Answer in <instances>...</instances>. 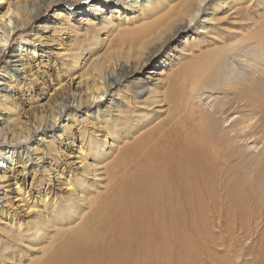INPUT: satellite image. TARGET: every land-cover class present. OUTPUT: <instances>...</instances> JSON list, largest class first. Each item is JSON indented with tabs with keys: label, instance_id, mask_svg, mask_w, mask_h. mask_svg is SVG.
Segmentation results:
<instances>
[{
	"label": "rangeland",
	"instance_id": "obj_1",
	"mask_svg": "<svg viewBox=\"0 0 264 264\" xmlns=\"http://www.w3.org/2000/svg\"><path fill=\"white\" fill-rule=\"evenodd\" d=\"M100 1L85 0L78 5L77 9L86 8ZM183 1L178 0L169 3L167 0H160V5H163V7L155 12L152 11V7L149 9L145 7L135 9L134 14L129 16V18H132L126 23H120L116 21V18H111L104 26L98 25V31L100 32L98 39L95 38V31L86 33L88 36L66 32L67 26L63 25L64 16L63 14L60 17L56 16V9L54 8L42 11L28 27L18 31L1 59L0 66L7 61H11L9 59L13 54L12 50L15 45L20 41V38L31 36V33L32 35L36 34L35 37L39 38L37 44L42 45L46 52L43 60L38 62L31 59L26 60V74L21 73L22 80H20L23 85L15 86V90L12 91L16 95L14 100L17 102V109L10 112V119H17L16 116L19 114V122L22 123L17 124V127H29L26 122L39 125L43 120L46 122L56 111H59V106L63 105L67 99V102H69L67 105L69 108H73L77 114L71 121L65 122L67 116L64 117L62 119L64 124L57 126L58 132L53 136L54 140L46 139L48 143H53V146L50 147L53 150L52 153H48L45 158L42 157L41 153L49 152L46 148H42L37 153L40 158L45 160L42 171L48 170V163L51 160H53V164H60L59 167H52L50 172H46V175H50V178H46L39 185L38 181L41 178L38 174V178L35 179L32 185L33 173L29 174V170L21 174L19 171L22 168H17L13 173L8 174L11 180L7 193L10 199L17 197L15 198L17 201L12 199L13 203H9L5 207L7 211L4 213L6 214H0V264H29L31 259L39 258L41 260L43 254L50 253L49 247L44 248L53 245L54 242L51 237L56 236L55 229L42 234L43 236L38 242L31 235H26L27 230H30V228L33 229L31 232L33 235L36 230H41L35 228V226L39 228V225H41L42 216L40 212L43 211L44 215H51L53 219L58 221L65 220V218L74 221L72 214H69L70 209L67 208L68 199L65 197V191L58 188L57 180L63 183L64 178L67 176L71 179L84 176L83 181L77 187L78 190L92 182V174L90 175L88 170H84V175H79L81 172L78 170L80 165L74 162L79 155L78 149L82 146L81 138L84 140L82 148L85 151H88L90 143L92 145L90 138L95 139L94 145L97 150L94 153L90 150L89 153H86L88 155L87 162L92 163L94 168L100 169V172H102L105 168H101L102 166L110 163L112 164L110 167H114L119 159L122 161L126 157L118 155L117 150L118 147H122L124 141L131 143L142 132H144L142 135L146 137V132H152L153 129L159 130L170 119V124L167 125L168 129L172 126H174L172 128H180L181 125L183 129L186 128L185 130H189V132L193 128L191 125L199 126L202 123L199 126L200 128L194 126L195 131L198 130L199 132L200 136L197 134L199 138H201L203 132L204 135L206 133L207 136L209 135L206 130L209 127L211 128L209 130L213 133V124L218 120H221L223 130L230 129L231 124L233 125L235 122L238 123L236 128L232 129L230 139L242 129V125L244 129L250 127L246 131L251 139L245 142L244 139L247 137L242 134V140L237 139L238 141L233 143L229 151L230 159L227 166L222 168V172H219L221 169L219 167L218 171L215 170L223 157L222 153L220 154L222 144L219 139L213 137L211 139L219 142L215 144L214 141L210 140L204 144L205 149H207L212 141L210 143L212 145H209V147L213 146L217 149L215 158L220 157V159L217 158L216 160L213 158L214 156L212 157L213 160L211 159L212 164H214H211V166L217 165L214 168L211 167L212 172L207 179L208 182H210L209 178L212 179V187L215 188L213 187L211 192L205 194L203 198V202L206 204L202 209L210 208L207 209L208 211L200 209L203 212V218L200 217V211H198L199 215L197 217L198 232H206V234L203 233L202 238H198L194 245H196L195 248L200 251V254H204L203 257H200L197 252V255L203 260L201 261L198 258V264H264V92L256 94L252 92V88L242 87L243 85H241L245 82L244 80L251 79L254 81V85L264 89V0H209L204 8V18L206 20L210 19L209 25L206 26L207 29L204 31L198 25L193 27V33L185 37L181 36L173 44V48L178 47L176 57L170 62L171 64L168 63L169 66L158 68L155 78H147V73L151 69L150 66H147L143 73H136L131 79L117 87H113L111 95L114 96V101L109 103V98L102 101L104 108H102L103 112L100 113V116L95 113V106L90 101L88 103L85 97L82 99L81 107H78V97L81 94L84 95L86 86L90 85L94 77L98 75L99 65L110 55L108 42L111 41V36L117 35L124 28H135L151 23L154 25L160 24L168 19L172 11L175 10L171 8L172 5L181 7ZM157 18L159 19L155 21ZM69 25L79 33L85 32L87 29L83 28L82 23L77 21L75 23L73 19H71ZM90 35L92 37H89ZM71 36H74V42H71V39H73L69 38ZM115 39L116 36L112 38L111 43ZM75 41L81 44L82 53L77 52L76 47L72 49L71 46L75 45ZM115 46L116 50L119 51L116 58L127 59L132 66L135 65L137 58L144 57V55H139L136 45L129 50V53L125 52L128 49L127 46H121L117 43ZM135 51L138 54L136 56ZM110 52L111 55L114 54L112 51ZM202 54H205V56H202ZM72 55H81V58L75 59L76 65L69 66ZM135 57H137L136 60ZM15 60L16 58H14ZM18 68L21 69L20 63H18ZM24 75L28 77L27 81L23 80ZM135 81H138L140 85H145L146 92L139 90L136 84L132 85ZM202 83L206 84V94L213 98L218 97L220 109L227 114L230 113L228 115L231 117L228 122L223 123L222 120L225 116L214 114L213 107L200 106L199 102L195 100H192L190 105L186 103L189 99L190 88L197 86L202 88ZM235 84L237 85L235 86ZM213 87L214 89H211ZM128 88H130V92H127ZM184 91L187 92H185V95H183ZM171 92H173V95L176 94L177 97L174 96L173 98ZM167 93L169 95L171 93V96L168 97ZM72 96L76 97V103L71 100ZM166 98V102H170L171 105L174 102L172 99H176L175 103L178 100L179 107L177 110L172 109L170 111L167 105L157 103L161 100L165 101ZM168 102L167 104L170 105ZM193 105L196 107L195 110ZM210 115H213L214 119L216 117V120L210 119ZM193 117L196 120H192ZM241 118L249 120V123L246 125L241 123ZM200 120L201 122H199ZM172 122L175 123L171 124ZM252 122H254L253 125ZM176 123H179V126H175ZM185 125H188L189 128ZM116 129H118L117 132ZM214 129L216 128L214 127ZM46 131L50 132L51 128H47ZM216 131L217 135L223 134L222 131L220 133L217 129ZM196 132L193 134L196 135ZM96 133L100 136L103 133H108L110 138L104 143L100 140L101 137H98L97 140L94 138ZM158 136L156 134V137L160 139V136ZM124 137L127 139L123 141ZM152 140L155 142V139ZM196 142L199 143L200 141ZM256 143L262 149L259 152L251 149ZM46 157L48 160H46ZM55 158L56 160H54ZM215 160L220 161L214 163ZM38 162L41 165L42 160H38ZM63 169H65L63 175L61 174L59 178L58 174L62 173ZM223 169L227 170V173ZM42 173L45 174V172ZM103 175L106 174L104 173L101 176ZM216 178H219L218 181ZM15 181L19 182L21 190L25 189V193L30 191L28 195H25L28 196V202L22 203L21 197L14 193L15 186L13 184ZM51 189L55 192V196L58 193L61 202L58 206L53 207L52 202L48 201L47 209H44L37 202L44 199L41 198L44 195L43 191L48 192ZM91 192H96V190ZM70 199L72 202H76L73 197ZM28 206H33V209L31 211L26 210ZM13 220L23 224L21 231L18 227L11 226ZM93 223L94 220L89 218L86 227H90ZM201 225H203L202 228ZM56 227L66 229L71 226L58 223ZM19 235H22V238H19ZM27 237L31 238L28 239ZM20 256H23L21 260ZM9 258L15 261L13 262Z\"/></svg>",
	"mask_w": 264,
	"mask_h": 264
},
{
	"label": "bare ground",
	"instance_id": "obj_2",
	"mask_svg": "<svg viewBox=\"0 0 264 264\" xmlns=\"http://www.w3.org/2000/svg\"><path fill=\"white\" fill-rule=\"evenodd\" d=\"M83 1L85 0H0V61L5 55L6 50L10 47L18 31L28 27L42 11L48 10L49 8L56 9L55 15L58 17L63 14V18L65 19L63 20V25L67 26L65 29L66 32L85 36L86 33L95 31L96 33L94 35H96V37H94L98 39L100 34L98 25L100 24L101 27L104 26L111 18H116L117 22L126 23L132 18H129V16L134 14L135 9H140L142 7L149 9L152 7V11L155 12L163 7V5H160V0H101L97 4L77 9L78 5ZM174 1L176 2L178 0H167L169 3H173ZM208 2L209 0H184L181 7L172 5L171 8L175 10L172 11L168 19L160 24L154 25L151 23L140 27L134 26L135 28H124L117 35L114 34L111 36V41L115 36L116 39L113 43H111L110 40V42H108L110 55L99 65L100 68H98L99 71H97L98 75L94 77L90 85L86 86L84 95L82 96L81 94L78 97V107H81L82 99L85 97L88 103L90 101L92 105L95 106V113L100 116V113L103 112L102 108H104L102 101L108 98L109 103L114 101V96L111 95V89L113 87H117L121 83L131 79L136 73H143L147 66L151 67L150 71L147 73V78H155L158 73L156 70H158V68L160 69L162 66H169L171 64L170 62L176 57L178 47L173 48V44L178 41L181 36L185 37L193 33V27L198 25H200V28L204 31L207 29L206 26L209 25L208 22H210V19L206 20L204 18V8ZM201 18L203 19L199 22ZM71 19H73L75 23L76 21L82 23V25H84L83 28H87L85 32L79 33L77 30L74 31L75 29L69 25ZM35 36V33L33 35L31 33V36L20 38V41L12 50L13 54L9 59L11 61H7L4 65L0 66V214H6L4 213L7 211L5 210L6 205L13 203L12 199L17 198L14 197L10 199L7 193V188L11 180L8 174L13 173L17 168H22V170L19 171L21 174L29 170V174L33 173L32 185L35 179L38 178V174L41 178L38 181L40 185L46 178H50V175L47 176L46 172H50L52 167L60 166V164H53V160H51L48 163V170L42 171L45 160L40 158L37 153H39L42 148L49 150V152L41 153L43 158H45L48 153H52L53 150L50 147L53 146V143H48L46 139L50 138L54 140L53 136L58 132L57 126L64 124V121H62L64 117L67 116L65 122L71 121L77 114L73 108H69L67 99L63 105L59 106V111H56L46 122L43 120L44 123L42 122L39 125H32L26 122L29 127H17V124L22 123L19 122V114L16 116L17 119H10V112L17 109V102L14 100V96L16 97V95H14L12 91L15 90V86L23 85L20 80H22L21 73L24 72V74H26V60L31 59L38 62L39 60H43L44 53L46 52V49L42 45L37 44L39 38ZM89 37L92 36L90 35ZM69 38H73L71 42H74V36ZM116 43L121 46H127L128 49L125 51L127 53L136 45L139 55H144V57H135V60L136 58L137 60L135 65L133 64L134 66H132L127 59H120V57L116 58L119 52L117 51L118 49L116 50ZM150 46L152 47L150 48ZM71 47L72 49L76 47L77 52L80 51V53H82L83 51L81 49V44L76 41L75 45ZM110 51L114 54L111 55ZM136 55L138 54L136 53L135 56ZM202 56H205V54H202ZM78 57L81 58V55H72L71 65L69 64V66L76 65L77 62L75 59H78ZM14 58H16L15 61ZM18 63H20L21 69L18 68ZM130 68L132 69L131 72ZM22 78L25 81L28 80L26 75ZM244 81L245 82L241 84L243 85L242 87L252 88V92L256 94L264 92V89L254 85L255 83L251 79ZM134 84L138 86L137 88L139 90L146 92L147 89L145 85L138 84V81L132 83V85ZM205 85L206 84L202 83V88H200V86L190 88V93L188 92L189 99L187 98L188 100L186 103L190 105L192 100H195L199 102L200 106L213 107L214 114H223L225 118H222V122H228L231 117L228 115L230 113L228 112L227 114L220 109L218 97L213 98L206 94L207 90H205ZM236 85L237 84H235V86ZM211 89H214V87ZM127 92H130V88H128ZM185 92L186 91H184L183 95H185ZM171 93L173 95V92ZM171 93L170 95L167 93L168 97L171 96ZM174 96L177 97L176 94L173 95V98ZM71 100H74L76 103L75 96H72ZM166 100L167 98L165 101L161 100L157 103L164 104V106L167 105L170 111H172V109L177 110L179 107L178 100L176 101L177 104L175 103L176 99H172V101L174 100L172 105L167 101L170 103V105H168ZM195 108L194 106V110ZM194 117L192 120L196 118ZM209 118L216 120V117L214 119L213 115H210ZM241 119V123L245 125L249 123V120L245 118ZM170 120H167L164 125L162 123V127L159 125L161 127L159 130L153 129L152 132L150 130V132H146V135L144 134L146 137L142 135L144 133L142 132L138 137H135L131 143L128 141L125 142L124 140L127 138L124 137L122 147H118L117 150L119 152L118 155L126 157H124L122 161L119 159L114 167H110L112 166L110 163L106 166H102L101 168L105 167L102 172H100V169L94 168L92 163L89 164L87 162L88 155L86 153H89V150L92 153L97 150V147L94 145L95 139H93V137L90 138L92 145L91 143L90 145L88 144L89 149L85 151V149L82 148L84 140L81 138L82 146L78 149L79 155L74 162L80 165L78 168V170L81 171L79 175L83 176L84 170H88L89 174H92V182L88 186L78 190L77 187L80 182L83 181L84 176H77L74 179H71V177L68 178L67 176L64 178L65 181L63 183L57 180L58 188L65 191V197L68 199L67 208L70 209L71 212L69 214H72L74 221L68 218L58 221L53 219L51 215H44L43 211L40 212L42 216L40 220L41 225H39V228L37 226H35V228L41 229L42 231L36 230L33 235L31 233L33 229L30 228V230H27L28 232H26V235H31V237L38 242L43 236L42 234L51 232L55 229L56 236L51 237L54 242L53 245H48L44 248L47 249L49 247L50 253L47 252L43 254L41 260H39V258L31 259L29 264H198V258L201 260L200 257H203L204 254H200V251L195 248L196 245L194 244H196V240L202 238V234H206V232H198L197 217L200 214V217L203 218L202 211L210 208L207 207V209H202L204 204H206L203 202V198L205 194H209L214 187H212V179L209 178L210 182H208L207 178L212 172L211 167L214 168L217 165L211 166L212 160L217 154V149L215 147H209V145H212L210 143L214 141L211 138L215 137L219 139L222 144V150L220 148L221 152L219 151L220 154L222 153V160L219 163L220 160H216L217 158L220 159V157H216L214 161V163L218 162L220 164V166L218 164L217 169H215L218 171L219 168H221L219 170L220 172L222 168L226 167L228 164L230 159L229 151L233 143L237 142V139L242 140V134H245L247 137L244 139L245 142L251 139L249 133L246 131L250 127L244 129L242 125V129L238 128L241 130L230 139V134H232L231 132H233L238 123L235 122L233 125L231 124L230 129L223 130L220 123L221 120H218L219 122L215 121L213 126L218 130V133L222 131L223 134L217 135V131L214 127L212 133L209 127L206 129L209 135L207 136V133L204 135L203 132L201 138H199V132L198 130H196L197 132L195 131V127L200 128L199 126H201L202 123L200 124L199 122H201V120L198 122L200 124L199 126L191 123L194 124L191 125L193 127V132L185 130L186 128L183 129L181 125L179 126V123H176L177 125L175 126H179L180 128H172L174 126L171 125L172 127L168 129L167 125L170 124ZM174 123L172 122L171 124ZM253 123L254 122H252V125ZM49 127L51 131L47 132L46 130ZM186 127H188V125ZM203 129L202 131H204ZM117 130L118 129H116V132ZM195 132L196 135L193 134ZM156 134L160 136V139L156 137ZM98 137H101L100 140L106 143L110 135L108 133H103L100 136L96 133L94 138L97 140ZM205 138H207V140H205ZM152 139H155V142H153ZM197 139L200 141L199 143L196 142L198 141ZM210 140L212 141L209 143L208 148L205 149L204 144L206 141L208 142ZM217 142L214 141L215 144ZM220 143L218 144L219 146L221 145ZM251 149L259 152L261 148H259L258 143H256ZM38 160H42L41 165ZM46 160H48L47 157ZM54 160H56V158ZM74 162L73 164H75ZM104 162L105 160L103 163ZM64 170L65 169L62 170V173L58 174L59 178L61 174L63 175ZM223 170L225 171V169ZM42 172H45V174ZM104 173L106 175L101 176ZM217 179L219 178H216V180ZM49 180L52 182L51 179ZM13 186H15L14 193L21 197L22 203L28 202V196L25 195H28L30 191L25 193V189L21 190L18 181H15ZM41 186H43V184H41ZM92 190H96V192H91ZM43 192L44 195L41 198L44 199H40L37 204L43 206L44 209H47L48 201L52 202L53 207L60 204L61 201L59 200L58 193L57 196H55V192L52 189L48 192ZM72 197L76 202H72L70 199ZM208 203L210 202L208 201ZM32 209L33 206H28L26 210L31 211ZM198 211H200V213ZM89 218H92L94 223L90 227H86ZM201 218L199 219L201 220ZM58 223H61V225L68 224L71 227H67L66 229L62 227L55 228ZM11 226L18 227L19 231H21L23 224L13 220ZM202 226L203 225H201V228ZM208 227L210 228V226ZM31 237L27 238L29 239ZM19 238H22V235H19ZM197 252L200 254V257L197 255ZM22 257L23 256H20V260ZM9 260L15 261L10 258Z\"/></svg>",
	"mask_w": 264,
	"mask_h": 264
}]
</instances>
